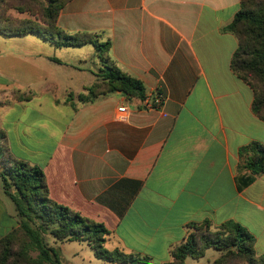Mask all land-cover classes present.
I'll use <instances>...</instances> for the list:
<instances>
[{
    "label": "crops",
    "instance_id": "obj_1",
    "mask_svg": "<svg viewBox=\"0 0 264 264\" xmlns=\"http://www.w3.org/2000/svg\"><path fill=\"white\" fill-rule=\"evenodd\" d=\"M239 9V0L66 3L58 26L110 40V56L142 81L145 101L115 92L65 104L96 82L102 65L93 47L0 34V133L7 147L0 173L13 158L40 168L52 200L109 230L107 249L152 264L170 261L187 226L203 221L241 224L264 254V175L242 191L237 183L249 174L237 171L239 150L264 144L253 91L231 69L238 40L225 28ZM26 91L29 101L14 99ZM157 97L162 104L151 107ZM17 226L0 199V238Z\"/></svg>",
    "mask_w": 264,
    "mask_h": 264
},
{
    "label": "trees",
    "instance_id": "obj_2",
    "mask_svg": "<svg viewBox=\"0 0 264 264\" xmlns=\"http://www.w3.org/2000/svg\"><path fill=\"white\" fill-rule=\"evenodd\" d=\"M69 1L0 0V34L5 37L36 34L58 48L93 47L102 65L96 82L77 96L69 94L65 104L72 107L76 102L89 104L115 92L123 93L129 100L145 101L147 91L142 81L123 72L110 56V40L103 42L98 33L69 34L58 26L60 11ZM239 3V11L225 28L238 40L231 69L251 87L252 111L264 122V0H239ZM11 10L28 13L34 19L15 18ZM32 96L30 91L17 92L14 99L29 101ZM238 158V173H249L237 181L238 190L242 191L257 176L264 175V144L252 142L242 147ZM0 178L18 223L0 238V264H62L56 245L72 241L87 243L95 258L108 263L152 264L147 256L107 249L109 230L52 200L40 168L13 158L1 171ZM255 244V236L235 221L219 226L210 221L191 223L184 240L171 247L170 261L163 264H186L188 258L204 257L209 249L218 252L213 264H264V254L257 253Z\"/></svg>",
    "mask_w": 264,
    "mask_h": 264
},
{
    "label": "rangeland",
    "instance_id": "obj_3",
    "mask_svg": "<svg viewBox=\"0 0 264 264\" xmlns=\"http://www.w3.org/2000/svg\"><path fill=\"white\" fill-rule=\"evenodd\" d=\"M38 41L42 45L46 44L44 39H42L41 37ZM13 45L14 47H17V46L21 47L22 45L23 46L25 45V42H13ZM14 49H17V48H14ZM21 70L22 69L19 66L14 68V76H19V72ZM1 141H2V138L0 134V156H1V161H3L7 159V155H6V150L4 149ZM0 199H2L6 203L7 207L11 211V215H13L14 206H13V203L10 201V199L7 198L4 194L1 178H0ZM49 241L51 240L49 239ZM57 248H58L60 261L62 264H112V263H108L103 260H99L95 258L91 248L89 247L87 243L72 241V242H66L63 244H58ZM217 256H218V252L216 250L209 249L206 251V254L204 257L198 260L188 258L186 260V264H213V260Z\"/></svg>",
    "mask_w": 264,
    "mask_h": 264
},
{
    "label": "built area",
    "instance_id": "obj_4",
    "mask_svg": "<svg viewBox=\"0 0 264 264\" xmlns=\"http://www.w3.org/2000/svg\"><path fill=\"white\" fill-rule=\"evenodd\" d=\"M162 104V99L157 97L155 100H154V103L151 104V107H159L160 105ZM121 113L125 112V109L124 108H121L119 109Z\"/></svg>",
    "mask_w": 264,
    "mask_h": 264
}]
</instances>
